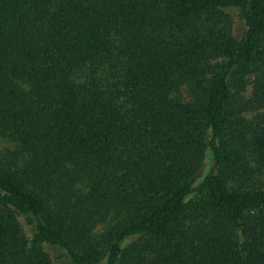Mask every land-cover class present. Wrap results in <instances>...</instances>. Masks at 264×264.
<instances>
[{
  "label": "trees",
  "instance_id": "trees-1",
  "mask_svg": "<svg viewBox=\"0 0 264 264\" xmlns=\"http://www.w3.org/2000/svg\"><path fill=\"white\" fill-rule=\"evenodd\" d=\"M0 138V264H264V0H0Z\"/></svg>",
  "mask_w": 264,
  "mask_h": 264
},
{
  "label": "rangeland",
  "instance_id": "rangeland-1",
  "mask_svg": "<svg viewBox=\"0 0 264 264\" xmlns=\"http://www.w3.org/2000/svg\"><path fill=\"white\" fill-rule=\"evenodd\" d=\"M225 12L229 15L232 21V25H231L232 34L237 37H242L245 33L246 27L243 22V19L240 16L239 11L237 9H227L225 10ZM254 83H255V76L251 74L247 78V82H246L247 85L245 87V90L242 93L246 99L251 98L252 87L254 86ZM250 112L251 111H246V112H242L237 115L238 116L237 120L239 121L240 124H237L236 128H233L234 136L239 134V130L246 131V128L250 129L260 119L261 116L255 117L256 112H252V113ZM5 144H7V141L5 139L0 138V146H3ZM247 159L250 160L249 152H247ZM211 165H212V158L209 154H207L205 158V163L200 170L201 171L200 178L204 173H206L211 168ZM200 178L197 180V183L199 182ZM252 180L256 185L264 186V167L260 168L254 173V177ZM103 228H104L103 225H99L96 228V231L100 232L103 230ZM46 250L49 252L51 257L53 258L59 252L58 250H54L53 248H49V247H47Z\"/></svg>",
  "mask_w": 264,
  "mask_h": 264
}]
</instances>
